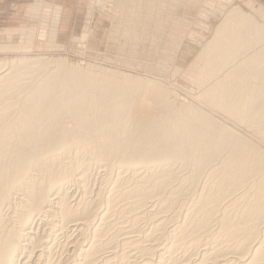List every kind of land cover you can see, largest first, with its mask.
<instances>
[{"label":"bare ground","instance_id":"6f19581e","mask_svg":"<svg viewBox=\"0 0 264 264\" xmlns=\"http://www.w3.org/2000/svg\"><path fill=\"white\" fill-rule=\"evenodd\" d=\"M203 1L222 20L183 75L199 105L146 74L0 61V264H264V6Z\"/></svg>","mask_w":264,"mask_h":264},{"label":"rangeland","instance_id":"374dc122","mask_svg":"<svg viewBox=\"0 0 264 264\" xmlns=\"http://www.w3.org/2000/svg\"><path fill=\"white\" fill-rule=\"evenodd\" d=\"M39 1L26 0L27 5L22 8L26 15L24 13L19 20H14L18 24L14 26L17 29L8 30V38L0 36V47L4 48L0 52V61L60 58L83 68L94 66L134 75L146 74L169 85L177 103L198 104L193 95L198 90L183 75L211 40L222 20L216 7L204 4L203 0H140L131 5L130 14H125L118 3L123 0H74V9L66 6L73 9L69 13L66 11L71 27L62 23L60 29L61 7L45 0ZM248 1L235 0V3L243 6ZM252 1L264 6V0ZM12 2L10 0L8 4ZM60 2L64 6L63 3H70V0ZM34 4L39 5L37 13L29 12ZM92 9L94 14L90 16ZM244 9L251 13L246 7ZM23 29L33 30V37L27 43L20 34ZM0 30L3 34L5 28ZM23 49L25 51H21ZM175 67L181 69L178 74L173 73ZM227 123L231 128L235 127L232 122ZM260 147L264 149L263 144ZM92 169L89 171V185L96 189L104 179V172L95 167ZM70 189L76 191L73 187Z\"/></svg>","mask_w":264,"mask_h":264},{"label":"crops","instance_id":"0c3cea01","mask_svg":"<svg viewBox=\"0 0 264 264\" xmlns=\"http://www.w3.org/2000/svg\"><path fill=\"white\" fill-rule=\"evenodd\" d=\"M8 1H10V0H0V28H5V31L3 32L4 35L2 33H0V36H6L7 38H8V36L6 35V33L8 30L17 29V27H14V26L18 25V24H16V21H14V20L15 19L19 20L21 18V15H23L26 12V10L24 11L22 8H25L27 5L26 0H11L14 2L9 3V4H11L10 8L4 11V8L8 7V5H9ZM45 1H47L49 3L52 2L54 5L61 7L63 14L61 13L62 22L60 23L59 28L60 29L62 28V23L67 27L68 26L71 27V25H70L71 20H70V18H68L66 11L68 13L71 12L75 7L76 1L70 0V3H63L64 6L60 2V0H45ZM66 6L72 7L73 9L67 8ZM25 15H26V13L24 14V16Z\"/></svg>","mask_w":264,"mask_h":264}]
</instances>
